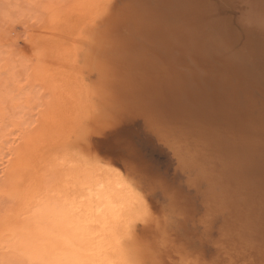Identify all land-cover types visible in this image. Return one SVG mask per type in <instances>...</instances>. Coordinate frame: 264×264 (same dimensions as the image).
Returning <instances> with one entry per match:
<instances>
[{"label": "bare ground", "instance_id": "bare-ground-1", "mask_svg": "<svg viewBox=\"0 0 264 264\" xmlns=\"http://www.w3.org/2000/svg\"><path fill=\"white\" fill-rule=\"evenodd\" d=\"M71 1L74 4L66 13L50 14V24L43 26V35L39 34L27 52L36 63L47 66L42 67L46 73L42 76L44 87L51 90L54 98L78 91L70 85V75L78 71L67 66L70 62L60 61L57 53L76 38L80 40V31L84 30L80 38L89 46L84 66L96 70L97 86L91 91L104 103L102 111L98 106V112L93 111L99 127L94 123L97 127L87 133L112 134L110 122H118L126 115L124 111L130 114L131 103L143 106L140 110L138 105L146 118L144 122L148 120L143 125H159L158 133L172 128L173 134L176 129L174 141L185 137L184 145H179L184 147L186 163L197 170L193 183L206 185L203 193L192 194L193 200L183 198L178 188V205L191 219L200 206L207 210V217L202 216L207 227L204 231L208 234L217 225L221 243L212 249L228 264H264V0H125L117 7L114 0ZM42 45L50 46L45 50L51 52ZM124 84L129 88L121 90ZM59 99L54 102L60 103ZM66 103L75 109L71 102ZM63 110L57 111L59 116L65 113ZM101 118L108 120V127L104 123L100 126ZM162 136L161 143L168 134ZM71 142L56 141L53 147L46 143L49 149L43 143L38 151L32 149L36 153L33 158L14 159L3 171V177L11 174L7 192L17 202L0 218V264H149L154 259L165 264L164 259L174 252L166 239L164 244L160 241L162 246L156 243L158 239L149 242V238L157 237L159 230L156 232L155 226L161 211L159 208L157 212L159 203L156 205L154 196H149L145 183L122 162L124 170L114 159L84 152L75 145L79 141ZM169 143L175 152L177 146L173 141ZM178 164L176 167L181 168L182 164ZM181 254L175 264H200L187 256L190 253Z\"/></svg>", "mask_w": 264, "mask_h": 264}, {"label": "rangeland", "instance_id": "rangeland-1", "mask_svg": "<svg viewBox=\"0 0 264 264\" xmlns=\"http://www.w3.org/2000/svg\"><path fill=\"white\" fill-rule=\"evenodd\" d=\"M56 1H58V0H56ZM56 1L55 0H0V195H1L0 196V218H2L1 216L4 215L5 211L7 212V210H9V211L12 210V208L15 207L16 202H17L15 199L13 200L8 196V192H7L8 189L7 188L11 184V182H10L11 181V179H10L11 174L6 173V175L4 174L5 177L2 176L3 171L6 170V168H7L6 166L10 162H13L14 159L17 160V159H21V158L22 159L33 158L34 154H36V153H34L33 150L38 151L41 148V145L43 146V143H44V148L49 149V148H47V147H49L48 145H50V147H53L55 145V144L53 145V143L54 142L56 143V141H57L56 144L62 143V141L64 143H65V141H66V143L67 142L69 143V142H71V139H72V142H71L72 144L76 143V141H79L75 145L78 147L80 146L79 148L84 150V152L87 151L91 154H97V155L102 156V157L112 158L115 161H117V164L122 162L123 164L126 165V167L128 168V171L131 169L132 171H130V172H132V174H134V175L136 174L137 178L142 180L143 184L145 183L144 186L146 187V190L148 192H150V194L148 193L149 196H151V195L154 196V198L156 200H154L152 197H150V198H152L153 201H155L156 205L158 203L160 204V205L159 204L157 205V212L159 213V211H161L160 213L162 215L165 213L163 216H161V214H160V216L158 215L159 216L158 217L159 223L157 222L156 226L158 225L157 227H159V228H156V226H155L156 232L159 230L157 232L158 233L157 237L155 236L156 238L154 237V239H153V237H151L152 239L149 238V242L152 240L158 239L156 241L157 244H161L160 241H162V243H163V241H165V239H166L167 243L169 244V247H171V249H173L174 253L172 255L174 257L171 256L170 258H165L164 259L165 264H175L176 259L179 258L178 256L181 253L183 254V255L181 254V256H184V255H187L190 253L187 256H189L190 258H195V260L198 261V263H200V264H209V262H210V264L211 263L212 264H226V263L228 264V262L226 260H224L218 253H217L218 254L217 255L215 252L216 250H214V249H216L217 243H218V246L220 245L219 243H221V242H218V241H220L219 240L220 236L217 232V228H215V227H217V225H214V228L211 229L212 231L210 230L208 232L209 235L207 234V232H205V231H207V229H205L206 225H203V223L205 224V222H203L205 219V216L203 214H206V217H207V213H206L207 210L205 211L200 206L199 202L197 200H194L196 202V204H198L200 207L199 208L197 207L198 212L196 211L197 212V213H195L196 216L194 215V218L191 219V215L188 214V212L185 213V209H183V207H180L181 205L179 206L177 200H175L176 199L175 192H176V190H178V188H180V190L182 191L183 198L189 197V198H191V200L195 199L193 197L194 195L192 196L193 193L195 194L196 192H198V194H201L204 192L203 188H206L205 183H202L200 186H196L193 183V180H195V175H197V173H196L197 170L194 167H191V166H189V164L186 163L187 162L186 156L184 158V155H183V154H185V152L183 150L184 147L181 146L183 144V142H185L184 136L182 137L183 141H182V138L180 139V141L182 143L176 139H175V141H176L175 142L173 137H174V133H176L175 132L176 129H174V133L172 134V132H171L172 128H170L168 130V132H167V130L165 132V129H167V128H165L164 129L165 135H163L164 132L158 133V132H161V129H159L160 130L159 131V130H157L158 128H156L159 125H156L155 128H153L154 126L152 124L149 125L150 123L147 125H143V123L145 124L146 121H148V120H146L144 122V119H146V118L140 113L141 112L140 110L143 108V106H140L138 104L140 106L139 107L136 103L135 98H134V100H135V103L137 106L133 105L134 103H131L132 107H133V108L132 107L131 108L133 110L128 109V113H130L128 115H127V111H124L126 113L127 117H129V118H127L126 115H122V117H119V119H118L119 124H117L118 122H116V121L113 123L110 122L111 124L109 126H111L112 130L114 131L112 134L109 133L108 131L103 133L105 135L97 134L94 131L93 132L88 131V133H87V130L92 129L91 127H97V126L99 127V123L98 124L95 123L96 118H94L95 117L94 114H97V113H93V111L98 112L97 110L100 107L103 108L104 103L102 102V99H100L101 101H99V98L97 97L98 98L97 99L94 92H93L96 89L97 80H98V74H97L96 70H93L92 68L86 69L84 66V62H85L84 55H86V53L88 52V48H89L88 44L87 43L83 44V42L81 41V38H80L82 35L81 32L85 33L84 30L80 31V36H79L80 40H78L76 38L75 39L76 42L73 40L74 43L71 42L70 46H68V47L62 46L63 48L59 49V51L57 53L58 59L59 58L61 59L60 61H63V59H64L65 64H67L68 62L72 63V64L68 63L67 66L68 65L72 66V68L74 70L76 68V70L78 71L77 73H79V74L73 73L70 75V82H71L70 85L72 86V88L75 89L74 91L78 90L77 91L78 93L77 92L76 93L73 92V93L75 95H78L79 97H76V96H74L73 93H70V95H68V96H62L63 98L60 96L57 97L54 95L55 96V98H54L51 90L47 87H44L43 83H45V80L43 77L46 76V73H45V69H44V71H42L43 70L42 67L47 68V66H45L41 63H36L35 60L33 59V57H30L27 52H28L29 46L32 44V42L39 39L40 35L41 36L43 35L41 33L43 28L45 26L47 27L50 24V23H48L52 20V16L50 14H52V12H55V11H58L60 13H63L65 11L67 12L68 8H70V6H71L70 4H74V3H72L71 0H67V1H70V3L69 2L66 3L65 2L66 0H65L64 2H62L63 4H61V5L58 4L59 5L58 6L56 4L57 3ZM120 1L121 0H114L113 1L114 4L116 3V7L125 3L127 0L126 1L122 0L121 3H120ZM64 3H66V4H64ZM65 8H67V9L65 10ZM61 9H63V10H61ZM48 10H51V11H48ZM53 14H55V13H53ZM50 18H51V20H50ZM43 21L48 23V24H45ZM80 41L82 42V44ZM71 44H74V45H72V47H71ZM78 45H80V46H78ZM42 47L44 48V50L47 48L50 49V46H47V48H46V45H42L41 48ZM74 47H75V49H74ZM66 48L68 51H66ZM73 49H74L75 54H77V56L75 54H73L74 53V52H72ZM45 51H47V50H45ZM50 52L51 51H49V53ZM72 55H73V57H72ZM62 56H63V58H62ZM74 56H76V58ZM72 59L77 60V61L75 60L76 64H74L75 61H73ZM33 60H34V62H33ZM71 60L73 62H71ZM34 63H35V65H34ZM77 63L79 65L81 64V66L83 65L82 67L85 68V70L82 68V73L80 71L81 66L79 67L80 68L79 69L78 68L79 65ZM65 64L63 63L64 66H65ZM76 65H77V67H76ZM38 70H39V72H38ZM40 76H41V78H43L42 81H40L41 80V78H39ZM77 76H81V77L77 78ZM74 78H76L77 81H74V80L73 81L76 82L77 85H75L76 83H74L71 80ZM120 78L121 77H118L119 80H121ZM122 78H123V76H122ZM80 80H82V81H80ZM79 82H80V84H79ZM72 83H74V84H72ZM47 85L49 86L50 84L47 83ZM78 85L79 86L81 85L83 87L82 88L80 86L81 90L84 89V91L87 93V95H90V97L88 96V98H87L86 93H84V91L81 92V90L78 89L79 88ZM124 85L126 86V84H124ZM131 85H132V83H130V86ZM125 86H122L123 88H121V87H119V88L121 90L129 88V85L126 87ZM85 87H87L88 89H86ZM91 90H93V91H91ZM46 94H47V96H46ZM84 95H86V96H84ZM69 96H72V97H69ZM46 97H48L49 99ZM75 97L81 98V100L76 99ZM85 97L87 98L86 99L87 101H84ZM58 98H60L59 99L60 103L57 104L56 102H54V99H56V101H57ZM74 98L76 100H78V103L80 105L76 102V100H74ZM63 99L66 100V102L67 101L71 102L70 104H72V107L74 106L75 109L73 108V110H72L69 103L63 102ZM131 102H134V101H131ZM45 105H48V106H45ZM63 105H66V107L70 108V110L68 109L69 111H65V110H67V108L65 106L63 107ZM49 106L50 107L52 106V107L50 108ZM116 106H118V105H116ZM54 107L56 110H54ZM135 107H136V110L134 109ZM138 107H139V109L140 108L141 109L139 110ZM102 108H100V111H102ZM47 109H50V110H47ZM59 109L63 110L62 112L65 111V113L66 112L67 113L66 114L63 113L64 114V115L62 114L63 116L62 115L59 116L58 114H61V113L57 112V111L60 112ZM92 109H94V110H92ZM88 110L89 111L91 110V111L89 112ZM3 111H5V113ZM56 112H57V114H56ZM74 112H76L78 116L74 115V114H76ZM72 113H74V114H72ZM132 113H134V114H132ZM67 114H70L69 117ZM89 115H92V116L90 117ZM140 115H141V118H140ZM70 116H72L73 118H70ZM76 117H77V119H76ZM88 117L90 119H88ZM69 118H70V121H69ZM74 118L81 123L80 126L78 125L79 122L77 123V121L74 120ZM71 120H74V122ZM101 120H102V123L100 124V126L103 123H104L103 125H105V126L108 125V123H106V121H108L107 119L101 118V119H99V122H101ZM94 123L97 126H94L95 125ZM72 124H74V125H72ZM115 124H116V126H115ZM124 124H126V125H124ZM123 125L126 127H124ZM76 127H78V128H76ZM149 127H151V128H149ZM84 128H86V129H84ZM129 128H133V129H129ZM118 129L120 130V132ZM106 130H107V128H106ZM116 130H118V131H116ZM124 130H125V132H122ZM129 130H131V131H129ZM154 130L156 133L153 132ZM74 131H76V132H74ZM77 131H79V132L77 133ZM74 133L78 134V136H76V138H73L75 136V135H73ZM120 133L121 134L125 133V134L121 136ZM153 133H155L158 138ZM157 133L161 134L160 136H162V135L167 136V134H168V136L173 135L172 137H170V141L174 142L175 147L179 146L178 149L176 147V149L179 150L178 153H177L176 149H175V152H173V150L170 149L172 147V143H169L170 141H167L166 138H168V136L165 138L167 141L166 143H165L164 137L162 136L163 142L161 143V138H159L160 136ZM68 134L73 135V136L70 137V135L68 136ZM109 135H111V136L109 137ZM61 136H63L64 139ZM82 136L83 137L87 136V137L82 141V139H83ZM58 137L61 138L62 141H59ZM65 137L68 139V141H67V139H65ZM69 139H70V141H69ZM108 141H109V143H108ZM125 142L127 145L125 144ZM179 144H181V145H179ZM46 145H47V147H45ZM37 148H39V149H37ZM130 148H132V149H130ZM22 149H23V152H22ZM172 149H174V147H172ZM182 151L184 153H182ZM25 153H26V155H25ZM130 154H132V155L130 156ZM180 154H181V156H180ZM177 158L178 159L180 158V160H178ZM179 161H181L182 163ZM177 163L182 164L181 165L182 169L179 168L178 166L176 167ZM121 164H119V167L124 170V165L123 164L121 165ZM183 164L188 165V166L186 165V168L188 171L186 170V168L183 167ZM183 168L186 171L183 170ZM156 170H157V172H156ZM137 173H138V175H137ZM194 173H196V174H194ZM186 174H187V176H186ZM180 175H182V176H180ZM148 179H149V181H147ZM168 179L170 180V182ZM8 180H9V182H8ZM144 181H147V183ZM171 181H172V183H171ZM177 181H179V182H177ZM148 182H149V184H148ZM153 183H155L154 186L152 185ZM159 183H161V184H159ZM163 183L165 185H163ZM175 183H177V184H175ZM190 183H192L194 187ZM173 184H174V186H172ZM183 184H185V185H183ZM150 185H151V187H150ZM159 185L160 186L163 185V186L159 188L158 187ZM155 186H157L158 188H156ZM196 187H197V190H196ZM5 188H6V190H3ZM159 189H160V191H159ZM168 189H170L171 191H169ZM174 189H175V191H172ZM201 189H202V191H201ZM183 190L185 191V193H183L184 192ZM170 192H172V193L170 194ZM184 194H186V195L191 194V195L184 196ZM2 195H4V196H2ZM166 195L168 196V198L166 197ZM6 197H7V199H6ZM157 198H158V200H157ZM171 198H172V201L170 202L169 200H171ZM156 201H158V202H156ZM175 203H177V204L175 205ZM168 204H170L171 206H169ZM158 209H159V211H158ZM173 209H174V211H173ZM180 209H181V211H179ZM186 215L187 216L189 215L188 218ZM202 216L204 217V219ZM162 219L163 220L165 219V220L163 221ZM181 220H183V221H181ZM189 220L190 221L192 220L191 221L192 223L191 222L189 223ZM193 221H195V222H193ZM163 222H164V224H163ZM193 223H195V224H193ZM185 224H187V225H185ZM191 224H193V227ZM162 225H163V228L161 227ZM189 225H190V227H189ZM191 227L193 229L195 228V230H193ZM178 231H179V233H178ZM159 232L161 233V235H159L160 234ZM173 232H174V234H173ZM176 233H178L179 235ZM159 236L160 237L163 236V237L160 238ZM179 238H181V239H179ZM202 238H203V241L201 240ZM214 238H215V240H214ZM160 239H162V240H160ZM187 240H189V241H187ZM206 240H207V242H206ZM209 240H210V242H209ZM158 241H159V243H158ZM181 241H182V243H181ZM196 241H197V243H196ZM169 242L172 243L173 246ZM186 242L188 244H186ZM183 243H184V245H183ZM174 244L176 245V247H174ZM161 246H162V244H161ZM161 246L159 245V247H161ZM208 248L210 251L208 250ZM212 248H214V249H212ZM175 249H176V251H175ZM151 250L154 251L153 248H151ZM197 250H198L199 254L197 253ZM203 253L205 254L206 257H204ZM175 254H177V256ZM201 257H202V259H201ZM208 259H210V260H208ZM214 259H216V260L214 261ZM157 261H159V260H157ZM157 261H155V259H154V261L153 262L151 261L150 263L151 264H157L158 263ZM202 261H203V263H202ZM170 262H172V263H170ZM213 262H216V263H213ZM242 262L243 261H241V263ZM237 263L239 264V262H237ZM234 264H236V263H234ZM242 264H244V263H242Z\"/></svg>", "mask_w": 264, "mask_h": 264}]
</instances>
